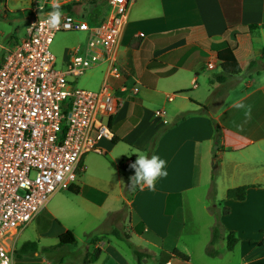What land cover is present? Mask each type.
Returning <instances> with one entry per match:
<instances>
[{
  "label": "crops",
  "instance_id": "1",
  "mask_svg": "<svg viewBox=\"0 0 264 264\" xmlns=\"http://www.w3.org/2000/svg\"><path fill=\"white\" fill-rule=\"evenodd\" d=\"M108 1L96 5L93 0H5L0 1V19H25L28 14L30 22L33 16L59 5L60 10L88 22H100L108 13ZM251 24L259 28L236 38L241 73L218 82L221 68L212 46L232 43L228 29ZM182 30H188L186 36L171 37ZM118 61L122 77L112 83L122 107L111 119L114 139L103 142L105 155L112 158L116 148L125 146L124 162L118 165L125 171L165 127L151 155L167 161L168 175L157 179L155 191L136 187L131 199L126 189L133 172L124 187L120 185L119 203L105 218L111 231L89 247L101 249L93 262H99L106 251L107 259L115 264H131L123 241L113 234L118 225L126 229L123 235L135 247L153 252L168 243L173 250L184 236L198 234L197 226L188 220L185 194L200 185L202 165L215 145L216 133L217 202L229 208L220 218L223 234L234 232L239 239L234 250L241 251L240 264L264 261V244L259 245L264 239L260 233L264 231V0H136L121 38ZM152 61L155 66L149 68ZM100 68L104 76L105 66ZM127 153L130 155L123 156ZM114 162L121 163V159ZM239 186H250L246 199H227V191ZM125 205L130 207L127 219H115ZM57 218L51 211L42 212L27 228L36 230L40 247H46L42 239H58L69 229ZM136 224L142 229L137 230ZM215 225L214 216L206 247ZM185 256L186 260L174 255L168 264H193ZM27 259L31 258L23 260Z\"/></svg>",
  "mask_w": 264,
  "mask_h": 264
},
{
  "label": "built area",
  "instance_id": "2",
  "mask_svg": "<svg viewBox=\"0 0 264 264\" xmlns=\"http://www.w3.org/2000/svg\"><path fill=\"white\" fill-rule=\"evenodd\" d=\"M135 1L109 0L94 25L66 10L57 27L45 23L47 15L36 18L7 49L0 67V264H17L23 232L56 193L75 186L84 157L104 155L101 142L113 141L111 119L122 100L112 81L122 77L118 49ZM61 32L85 33L86 43L58 61L51 47ZM102 66L97 90L76 86Z\"/></svg>",
  "mask_w": 264,
  "mask_h": 264
},
{
  "label": "rangeland",
  "instance_id": "3",
  "mask_svg": "<svg viewBox=\"0 0 264 264\" xmlns=\"http://www.w3.org/2000/svg\"><path fill=\"white\" fill-rule=\"evenodd\" d=\"M47 14H37L33 16L32 20L44 18ZM28 22V14L25 19H0V67L7 49L25 38L26 29L30 24ZM85 43V33L61 32L55 36L51 50L57 56L58 61H60L67 55L69 49L84 46ZM102 80L101 68H97L88 71L79 78L76 81V86L82 89L97 90ZM163 129L166 128L164 127L160 130ZM103 142L105 140L101 142L104 147ZM214 149L215 145L213 144L210 153L206 157V162L202 165L200 185L194 190L187 191L185 194L188 220L191 225L197 226L198 234L184 236L173 250H178L180 254L182 253V256L184 254L183 257L189 255L193 264H240V249L237 248L236 250L228 251L226 241L221 240L217 246L213 245L210 248L207 245L206 247L208 242V227L214 221V215L210 214L211 217L208 215L210 208L216 206L219 212L223 209L222 204L217 202V190H215L214 181L216 174L214 173L217 172L216 155H218V152ZM123 152H125V146L121 145L116 148L112 158L105 154L99 155L91 153L86 155L82 162L83 171L79 172L75 186L72 187L73 189H79V194L76 195L69 188H64L53 196L43 211L46 214H49L50 211L54 213L58 217L59 222L67 226L69 228L68 230L74 233L76 244L61 248L56 252L41 253L39 256H34L22 262L27 264H46L43 262L45 260L49 264H86L88 254L96 251L95 248L90 249V245L96 244L97 241L111 231L108 226V219L105 220V218L108 216V211L119 203L120 185L124 187L126 179L130 177V174L132 172L135 174V170L131 167H127L126 172L122 170V167H119L121 171L118 169V165L124 162L122 158ZM132 153L135 152L133 151ZM128 155L130 153L123 156ZM116 159H121V163H115L114 160ZM208 184L209 187L207 190ZM133 190H136V188L128 185L126 189L128 199H131L130 194ZM220 195L223 196L222 188L220 189ZM129 214L130 207L129 205H125L123 212L116 215L115 219L126 220ZM136 225L137 230L142 229L141 224ZM125 230L119 225L116 227V232L121 236H123ZM174 231H177V229H174ZM115 237L123 241L124 249L128 254V259L131 261V264H168L170 258H173L176 253L172 250L169 243L161 246V251L157 248L156 252H153L144 250L143 247L137 248L134 244L120 239L117 236ZM110 239L114 241L115 246H118L114 236H110ZM37 240L38 235L36 230L29 228L21 235L18 245L20 246L26 241ZM57 243L58 239L56 238L41 240V244L45 246H53ZM146 247L154 249V247H150L149 245H146ZM208 248L217 251L219 255L211 257L208 254ZM136 251L142 254L141 261H139ZM107 258H109L107 252L103 251L100 261L92 262L91 264H115L111 259ZM258 264H264V261L258 262Z\"/></svg>",
  "mask_w": 264,
  "mask_h": 264
},
{
  "label": "trees",
  "instance_id": "4",
  "mask_svg": "<svg viewBox=\"0 0 264 264\" xmlns=\"http://www.w3.org/2000/svg\"><path fill=\"white\" fill-rule=\"evenodd\" d=\"M0 1L3 2L5 0H0ZM102 1L103 0H93V2L96 5H100ZM89 23H91L92 25L97 24L99 23V19H89ZM258 28L259 26L256 24L240 26L238 28H230L228 29V32H229V37L232 40V43L224 41L220 44H216L212 46V49L217 52V60L221 68L220 74L216 77V80L218 82L222 83L226 81L229 77H235L241 73V67L235 56L236 38L239 35H246V34L252 33L256 31ZM187 33H188V30H182L176 34H173L171 37L173 39H177L178 37L186 36ZM155 63L156 61H152L149 64V68L154 67ZM168 74L170 73H165L164 75H168ZM202 111H206V108H202ZM218 130L219 128L216 127L217 132ZM165 131L166 129L159 130L152 137L149 148L145 150L147 155L151 156L157 142L162 137V135L165 133ZM213 180H214V177H213ZM249 188L250 186H239V187L231 188L227 191L226 198L229 200L244 201L246 199L247 191ZM69 190L76 195L79 194V189H73L72 187H70ZM210 213L215 216L216 225L213 228L212 240L209 244V247L211 248L213 245H215L220 240H225L227 242V250L233 251L236 245L239 243V239L236 237V234L234 232H230L225 236L223 234V226L220 221V218L222 215H227L229 213V208L224 207L222 211L219 212L217 210V207L213 206L210 208ZM260 233L264 234V231L262 230L260 231ZM113 234L117 236L118 238L131 243L129 241V238L126 235L121 236L117 232H114ZM75 244H76V237L71 230H67L66 232L61 234L58 237V243L53 246L40 247L38 241H26L22 245H20L16 251V258L19 260L17 264H27V263L22 262V260L26 258H33L34 256H39L41 253L44 254V253L56 252L57 250L61 248L72 246ZM262 244H264V239L261 241L259 245H262ZM210 248H208V254L211 257H216L219 255L217 251H214L213 249H210ZM89 254L87 256L88 259L85 262L86 264H89L93 261L98 260L99 256L101 255V249H96L94 253L90 255ZM136 255L139 261H141L142 254L136 251ZM175 255L179 258L186 260V257H183L178 252H176Z\"/></svg>",
  "mask_w": 264,
  "mask_h": 264
},
{
  "label": "clouds",
  "instance_id": "5",
  "mask_svg": "<svg viewBox=\"0 0 264 264\" xmlns=\"http://www.w3.org/2000/svg\"><path fill=\"white\" fill-rule=\"evenodd\" d=\"M61 17L62 12L59 5H54L53 10L47 14L45 23L51 27H57L61 23ZM130 167L135 170V174L130 177L129 186L132 188L139 187L140 190L147 186L150 191H155L157 179L168 175L167 161L156 154L151 156L139 154ZM3 264H7V261H4Z\"/></svg>",
  "mask_w": 264,
  "mask_h": 264
},
{
  "label": "water",
  "instance_id": "6",
  "mask_svg": "<svg viewBox=\"0 0 264 264\" xmlns=\"http://www.w3.org/2000/svg\"><path fill=\"white\" fill-rule=\"evenodd\" d=\"M219 133L215 135V149H218Z\"/></svg>",
  "mask_w": 264,
  "mask_h": 264
}]
</instances>
